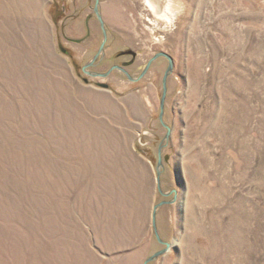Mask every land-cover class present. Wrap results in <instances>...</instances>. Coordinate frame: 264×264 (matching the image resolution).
<instances>
[{
  "label": "rangeland",
  "instance_id": "rangeland-1",
  "mask_svg": "<svg viewBox=\"0 0 264 264\" xmlns=\"http://www.w3.org/2000/svg\"><path fill=\"white\" fill-rule=\"evenodd\" d=\"M99 1L104 54L83 70L95 0H0V264H143L172 190L155 223L172 245L148 264H264V0H171V24L144 0ZM128 48L132 77L173 60L168 195L167 59L136 83L85 73Z\"/></svg>",
  "mask_w": 264,
  "mask_h": 264
},
{
  "label": "water",
  "instance_id": "water-1",
  "mask_svg": "<svg viewBox=\"0 0 264 264\" xmlns=\"http://www.w3.org/2000/svg\"><path fill=\"white\" fill-rule=\"evenodd\" d=\"M100 1L99 0H95V2H93V7L92 10L94 12V17H96L98 24H99V29L101 30V35H102V39L100 41V46L98 48V51L96 54H94L95 56L87 63L85 64L83 67V70H85V67L87 66H92L95 62V60H98V62L102 59V54H104V49H105V41L107 40V34H106V27H105V23L104 20L102 18L101 12H100V4H98ZM159 57L165 58L167 59V67L163 73L162 76V91H161V95H160V100H159V115H158V119L159 122L161 123L162 126L165 127L166 129V134H164V138H163V142L159 144L158 149H157V164H156V177H155V181H156V188L157 190L163 194V195H168L164 194L161 190L160 185V172L162 169V147H164V145L167 143L168 141V137L170 134V127L164 123V100H165V95L167 92V78L170 75V73L172 72L171 70L173 69V60L171 58L170 55H168L167 53L164 52H158L156 54H154L153 56H151V58L147 61V63L145 64L144 68L141 69V73L136 77V78H132L128 72H126L125 69H123V67L119 66V65H113L111 67H109V69H107L105 72L103 73H96V72H90V71H85V73H87V75L91 76V77H96V78H107L113 71L114 69L117 71H120L121 73H123L126 78L130 81V82H135V81H139L148 71L147 69H149V67L151 66V64L153 63V61H155L156 59H158ZM97 86L102 87V88H107V85L104 83H96ZM171 193L173 194V197L171 198V200L168 201H161L157 204H155L151 210V228H152V232L154 234V237L157 239V241L161 244H163V248L162 249H158V251L154 252L152 255L148 256L143 262V264H148L149 262L155 261L159 256L165 254L167 252V250H169L170 246L172 245V243L168 242V241H163L162 239H160L158 236V231H157V227H156V214H157V210L158 208H160L162 205L165 204H170L173 202L175 196H176V192L175 190H172Z\"/></svg>",
  "mask_w": 264,
  "mask_h": 264
},
{
  "label": "bare ground",
  "instance_id": "bare-ground-1",
  "mask_svg": "<svg viewBox=\"0 0 264 264\" xmlns=\"http://www.w3.org/2000/svg\"><path fill=\"white\" fill-rule=\"evenodd\" d=\"M164 0H144V5L148 7L156 16L160 19L166 20L167 23L171 24L175 19V11L173 10L171 0H165L166 3L163 4ZM162 5H164V10L162 11Z\"/></svg>",
  "mask_w": 264,
  "mask_h": 264
},
{
  "label": "flooded vegetation",
  "instance_id": "flooded-vegetation-1",
  "mask_svg": "<svg viewBox=\"0 0 264 264\" xmlns=\"http://www.w3.org/2000/svg\"><path fill=\"white\" fill-rule=\"evenodd\" d=\"M103 18V17H102ZM106 27V26H105ZM106 34H107V36H108V31L106 30ZM101 38H102V35H101ZM62 51L63 52H66V49H62ZM135 55H136V53H134V52H132L131 50H129V48L127 49V50H125V51H122L121 52V54H119V55H117V56H128L129 57V59H127L126 61H121L118 65L119 66H121V67H123V69H125L126 70V72H128V74L130 75V73H129V71L130 70H128L130 67H132L133 65H134V62H135ZM97 63V62H96ZM153 63H154V61H153ZM145 66V65H144ZM144 66H143V68H144ZM151 66H152V64H151ZM150 66V67H151ZM149 67V68H150ZM142 68V69H143ZM142 70H140V72H141ZM115 72H118L120 75H122L127 81H128V79L126 78V76L123 74V73H121L120 71H117V70H115ZM140 74V73H139ZM138 74V75H139ZM137 75V76H138ZM131 76V75H130ZM132 77V76H131ZM132 78H136V77H132ZM143 78V77H142ZM141 78V79H142ZM140 79V80H141ZM139 80V81H140ZM133 83H136V82H133Z\"/></svg>",
  "mask_w": 264,
  "mask_h": 264
}]
</instances>
